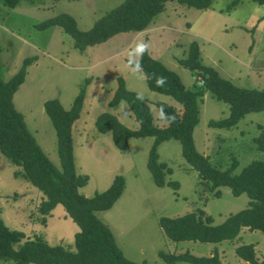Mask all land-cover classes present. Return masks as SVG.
Here are the masks:
<instances>
[{"label": "rangeland", "instance_id": "obj_1", "mask_svg": "<svg viewBox=\"0 0 264 264\" xmlns=\"http://www.w3.org/2000/svg\"><path fill=\"white\" fill-rule=\"evenodd\" d=\"M125 0H43L30 4L22 2L12 9L0 1V64L5 79H11L27 58L37 61L28 68L24 84L14 96L16 109L23 114L29 131L50 158L60 168L58 139L53 121L45 110V103L57 99L69 110L81 89L87 86L84 107L73 126L75 163L78 173L87 175L89 183L80 190L90 198L110 188L116 176L125 178L122 197L108 211L97 217L112 231L127 259L148 264H167L159 252L197 257L213 256L218 249L223 264H249L236 254V248L255 244L257 257L264 259V236L261 232L244 230L233 242L203 244L194 242L171 243L159 225L162 217L177 218L198 209L213 217V225H220L232 214L249 205L246 194L233 195L230 187L218 190L215 197L205 181L183 156L179 141L170 140L158 148L159 162L173 170L166 175L172 186L158 187L148 162L155 138H132L125 151L114 144L112 135L102 134L96 127L98 117L111 113L131 130L139 124L127 102L112 108L110 101L118 86L119 77L129 91L146 98L155 119L161 113L155 104L167 103L182 111V106L171 96L150 91L145 75L130 65L141 53L140 44L167 68L176 72L187 89L201 82L179 63L188 57L189 46L196 42L203 64L216 69L236 86L264 90V5L252 0H215L208 10H198L177 2H168L165 11L141 33H122L80 53L74 39L61 27L44 30L38 24L66 14L72 16L80 31H89L108 12ZM200 103V123L194 132L197 150L208 157L219 170L229 169L234 161L235 174L254 161H264L256 138L264 131V111L246 115L232 129H214L211 121L230 115V106L218 101L210 92ZM155 123L166 127L165 122ZM263 130H261V128ZM20 170L0 151V217L13 230L22 231L31 239L43 237L51 246L62 245L75 249L78 225L58 205L42 224L39 207L44 194L23 178L14 174ZM0 264H13L0 260Z\"/></svg>", "mask_w": 264, "mask_h": 264}, {"label": "trees", "instance_id": "obj_2", "mask_svg": "<svg viewBox=\"0 0 264 264\" xmlns=\"http://www.w3.org/2000/svg\"><path fill=\"white\" fill-rule=\"evenodd\" d=\"M4 6L16 8L22 2L30 4L43 0H0ZM215 0H125L102 17L89 31H80L75 19L66 14L42 22L36 26L40 30L59 26L73 39L75 48L85 53L89 47L108 41L122 33H141L165 11L168 2H177L198 10H208ZM233 1L231 8L238 4ZM264 5V0H252ZM37 58L24 60L20 70L9 80L3 75L0 64V151L15 166L19 167L14 176L23 178L39 189L45 196L39 212L42 224L58 205L64 206L66 215L79 227L75 236V249L62 245L51 246L43 237L27 238L25 233L10 229L0 217V260L13 264H148L130 261L124 255L110 228L97 213L110 210L122 197L125 178L116 176L110 188L86 197L80 190L89 183V177L78 173L73 143V126L80 118L84 107L87 86L75 98L71 108L66 110L57 99L45 103V110L53 121L58 139L60 168L43 151L34 135L29 131L25 117L14 104V96L24 84L28 68ZM180 65L192 72L197 83L187 89L180 76L144 51L137 61L130 65L142 71L148 88L154 93L173 97L183 108L182 111L163 102L155 104L161 115L155 119L149 101L140 94L129 91L126 82L119 77V86L110 101L112 108L122 101L127 102L133 112L139 129L131 130L111 113L101 114L96 127L102 134L110 133L115 146L125 151L132 138H155L149 154L148 167L158 187L172 186L180 189L178 182H167L166 175L173 170L159 162V146L170 140H177L183 148L187 163L195 169L215 197H220L221 187H230L234 196L246 194L249 205L246 209L230 215L220 225H213L214 219L205 210L177 218L162 217L159 225L164 237L171 243L194 242L219 244L235 241L244 230L261 232L264 236V161H254L239 174H235L238 163L234 161L227 170H219L209 158L201 154L194 141V132L200 123V103L210 92L218 101L230 106V115L218 121H211L214 129H232L248 114L264 111V90L245 89L236 86L220 73L203 64L200 48L196 42L189 46L188 57L179 61ZM163 79L159 84L158 80ZM165 122L164 128L155 123ZM263 130L262 127H260ZM258 149L264 152V131L256 138ZM237 256L249 264H264L257 257L256 245L247 244L236 248ZM159 257L167 264H223L218 249L213 256L197 257L190 252L176 254L159 252Z\"/></svg>", "mask_w": 264, "mask_h": 264}, {"label": "clouds", "instance_id": "obj_3", "mask_svg": "<svg viewBox=\"0 0 264 264\" xmlns=\"http://www.w3.org/2000/svg\"><path fill=\"white\" fill-rule=\"evenodd\" d=\"M146 45H144V44H140L138 47H137V52H139V53H143L145 50H146ZM158 83L159 84H162L163 83V79L161 78L160 80H158Z\"/></svg>", "mask_w": 264, "mask_h": 264}, {"label": "crops", "instance_id": "obj_4", "mask_svg": "<svg viewBox=\"0 0 264 264\" xmlns=\"http://www.w3.org/2000/svg\"><path fill=\"white\" fill-rule=\"evenodd\" d=\"M118 243V242H117ZM118 245L121 247V244L120 243H118Z\"/></svg>", "mask_w": 264, "mask_h": 264}]
</instances>
